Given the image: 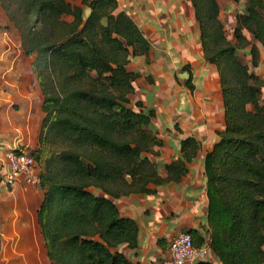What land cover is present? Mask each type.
I'll use <instances>...</instances> for the list:
<instances>
[{
    "label": "trees",
    "instance_id": "obj_1",
    "mask_svg": "<svg viewBox=\"0 0 264 264\" xmlns=\"http://www.w3.org/2000/svg\"><path fill=\"white\" fill-rule=\"evenodd\" d=\"M230 43L216 0H191L204 59L217 69L224 128L206 154L209 249L220 264H264V80L237 56L250 47L251 65L264 48V0H244ZM78 2L79 4H73ZM20 36L43 96L37 224L52 264H131L120 246L136 249L138 228L116 201L177 183L198 143H180L182 157L163 179L149 155L160 140L151 111L129 104L137 77L126 66L149 43L116 0H0ZM89 10L85 14V10ZM193 246L203 241L193 236ZM197 264H210L207 261Z\"/></svg>",
    "mask_w": 264,
    "mask_h": 264
},
{
    "label": "crops",
    "instance_id": "obj_2",
    "mask_svg": "<svg viewBox=\"0 0 264 264\" xmlns=\"http://www.w3.org/2000/svg\"><path fill=\"white\" fill-rule=\"evenodd\" d=\"M116 1L149 43L148 54L131 58L126 66L137 75L129 104L140 103L144 112L153 113L150 129L161 144L149 158L161 178L167 176L165 166L182 157V140L193 138L199 145L179 182L149 185L150 193L116 201L121 217L134 220L138 228L137 248L119 250L131 264H154L179 233L201 239V246L209 243L204 161L225 126L223 101L217 69L203 56L191 0ZM216 1L219 20L226 29L235 28L244 0ZM255 44L260 60L253 68L264 79V49ZM29 61L0 8V169L5 171L8 150L31 153L38 148L43 96ZM43 194L38 183L26 191L0 185V264H52L37 224ZM205 261L220 264L210 251Z\"/></svg>",
    "mask_w": 264,
    "mask_h": 264
},
{
    "label": "built area",
    "instance_id": "obj_3",
    "mask_svg": "<svg viewBox=\"0 0 264 264\" xmlns=\"http://www.w3.org/2000/svg\"><path fill=\"white\" fill-rule=\"evenodd\" d=\"M8 170L0 169V185L8 190L28 187L38 183L39 166L31 153L25 149L8 150L5 153ZM2 235L0 233V246ZM210 251L208 242L200 248L193 246L192 237L187 232L179 233L168 244L166 254L154 264H193L206 260Z\"/></svg>",
    "mask_w": 264,
    "mask_h": 264
},
{
    "label": "rangeland",
    "instance_id": "obj_4",
    "mask_svg": "<svg viewBox=\"0 0 264 264\" xmlns=\"http://www.w3.org/2000/svg\"><path fill=\"white\" fill-rule=\"evenodd\" d=\"M76 3H78V2H75V3H73V4H76ZM244 4H242V8H243V10H241V11H238L237 13L238 14H241V13H243V11H244V7H245V1L243 2ZM244 6V7H243ZM88 12H89V10L87 9V10H85V14H88ZM222 23V25H223V29H224V32H225V35H226V38H227V40L230 42V38H231V40H233V42L232 43H235V38H234V35H233V31H234V28H230V29H226L225 28V25H224V23L223 22H221ZM231 36V37H229L228 38V36ZM20 37V36H19ZM246 38L252 43V44H254V45H256L255 43H256V41L255 40H253V38H252V36L250 35V34H246ZM231 43V42H230ZM259 44V43H258ZM259 46H261L260 44H259ZM257 47V46H256ZM263 48V47H262ZM249 49H250V47H247V48H245V49H243V50H238L237 51V56H238V59L243 63V64H245L247 67H248V70H249V73H251V74H254V75H256V73H258V72H255V70H254V68H257V67H254L253 68V66L251 65V55H250V53H249ZM258 49V48H257ZM264 49V48H263ZM258 52H259V50H258ZM28 58V57H27ZM33 58L34 57H32V58H29L30 59V63L33 61ZM259 59H260V54H259ZM257 76V75H256ZM264 80V79H263ZM259 102H260V104L262 105V106H264V89L261 91V93H260V95H259ZM38 163V162H37ZM38 166H39V164H38ZM40 170H41V168H40V166H39V172L38 173H40Z\"/></svg>",
    "mask_w": 264,
    "mask_h": 264
}]
</instances>
